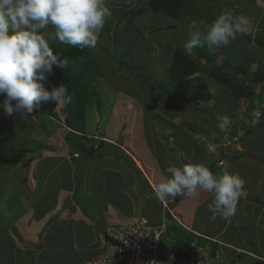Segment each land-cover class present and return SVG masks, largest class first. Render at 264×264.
<instances>
[{
    "label": "rangeland",
    "instance_id": "obj_1",
    "mask_svg": "<svg viewBox=\"0 0 264 264\" xmlns=\"http://www.w3.org/2000/svg\"><path fill=\"white\" fill-rule=\"evenodd\" d=\"M134 1L135 4L131 2L130 9L126 6V10L121 11L115 6L113 9L115 15L119 16L117 20L120 24L115 23L117 28H113L109 35L107 32L110 29H107L105 24L99 35L101 38H98L99 46L94 50L92 47L89 50L84 48L98 65L89 74H93L92 78L95 80L92 86L97 89L102 103L100 106L91 103L86 110L84 133L86 138L83 147L98 151L99 144L104 142L103 145H108L110 150H114L113 154L122 152L123 156H127L126 151H130L138 163L148 164L151 161L156 167L160 166L162 172H166L168 166L182 167L190 164L187 155L190 156L193 151H200L197 153L199 155L201 151L203 155L206 152L207 156H212L215 160H227L228 156L235 159L236 154L239 155L240 152L245 155L246 147L253 139L248 132L252 119L244 114L249 106L248 100H236L226 88L209 78L208 72L211 66L220 67L223 63L228 64V69L232 71V67L242 62L247 65L250 72L257 70L256 60L264 65V52L257 49L253 42L257 35L264 34V0H190L176 18L164 12L151 11L148 7L150 0ZM245 4L247 8L243 7ZM219 8L231 12L234 16L248 18L252 27V31L247 35L250 41L242 35L220 49L210 51L205 45L187 53L183 45L187 41L189 24L196 21L201 30H205V27L216 19L209 20L210 17H215ZM204 11H210L211 14L206 16ZM113 18L116 21L115 17ZM122 20L126 22L124 28H121ZM58 42L51 43L50 46ZM175 48H180L190 58H196L195 52L201 49L200 51L209 54L214 61L207 63L197 58L201 63L200 73L182 80L178 85H170L167 68ZM93 51L96 53L95 56H92ZM161 56L167 60L164 66L159 64V61H163ZM123 60L124 65L133 69H125L120 63ZM97 72H100V75L95 77ZM56 83L50 80L46 87L59 85L58 81ZM194 85H198L199 90L195 89ZM207 86H210V98L207 101L209 104L200 103L202 107L199 106V109L204 108L201 112L205 111L201 113L196 105L207 94L209 90ZM252 86L255 93H258L259 85ZM170 89L172 97L169 96ZM185 92H188L186 97L184 96L186 99H180ZM0 97L2 103L4 97ZM175 102L179 104L173 108L171 103ZM47 104L55 116L48 115L40 108L33 115L23 118L7 116L0 110V129L12 134L15 143L24 144L27 149L40 148L41 152L48 148V154L60 151L57 154L64 156L63 159L66 161L80 157L79 153L65 152V148L58 143L62 141L65 132H72L63 121V103ZM206 110L215 115V118L218 115H227L231 118L232 125L227 134L218 129L217 121L210 117ZM261 119H264V116H261ZM190 129L196 131L199 136H192ZM234 131L236 135L232 134ZM208 135L210 138L207 139ZM54 137H58L59 141H55ZM259 144L261 147L264 145L262 142ZM44 154L46 153L43 152ZM91 156L98 158L96 155ZM33 157L32 153L0 152V180L8 184L4 183L6 184L4 187H8L6 193L10 192L8 196L0 199V216L15 219L19 214L10 206L19 207L21 183H27L28 179L24 175L25 165L31 159H35ZM40 172L35 182L36 186L39 184ZM33 181L31 178L29 182ZM36 195H32V200L41 209L47 201ZM203 197L208 204L213 200L208 193H204ZM31 209L34 210V207ZM29 212L30 210L26 214ZM26 219L37 220L32 214ZM164 222L169 224V215L164 216ZM218 226L219 224H215L216 228ZM227 235L232 236L230 230L227 231ZM181 238L187 236L182 235ZM174 240L175 234L171 231L164 237L167 246H173ZM21 245L25 244L21 241ZM222 264L225 263L222 261Z\"/></svg>",
    "mask_w": 264,
    "mask_h": 264
},
{
    "label": "crops",
    "instance_id": "obj_2",
    "mask_svg": "<svg viewBox=\"0 0 264 264\" xmlns=\"http://www.w3.org/2000/svg\"><path fill=\"white\" fill-rule=\"evenodd\" d=\"M131 2L135 4L134 0H106L116 19L114 21L112 17L106 23L110 29L108 35L117 28L115 23L120 24L119 16L111 7H129ZM243 7L247 8V4ZM121 24V28L126 26L123 20ZM98 41L96 46H99ZM93 54L96 55L94 51ZM161 64L164 66L165 63ZM256 65L263 66L257 60ZM56 76L54 72L48 83L51 80L57 84ZM207 88L209 95L210 86ZM249 134L253 139L249 141L245 155L240 152L235 159L228 156L227 160L220 157L225 162L223 165H219L222 160H215L206 152L203 155L201 151L199 155L200 151H193L187 155L190 164L206 166L215 175H221L226 169L245 181L247 195L238 202L235 214L228 219L217 217L215 220L207 210L204 192L190 198L168 199L166 203L156 200L153 188L163 181L167 173L151 161L138 163L130 151H126L127 156L122 152L113 154L114 150L103 145L101 156L93 158L91 155L96 154L83 147L85 140L73 138L65 141L66 132L58 143L65 152L79 153L80 157L66 161L64 156L57 154L60 151L48 154L47 148L41 153L40 148L34 147L37 150L33 154L35 159L25 165L24 175L28 179L27 183H21L19 207L10 206L19 214L15 213L17 217L14 214L15 219L0 216V264H81L95 257L106 242L103 236L106 226L123 224L137 216L145 217L151 226H158L164 222L167 214L164 205L168 204L186 228L216 244L211 246L221 262L264 264V145L261 147L259 144H264V119H260ZM58 137L54 140L59 141ZM39 172V184L36 186ZM31 178L34 181L30 183ZM0 183L2 200L1 197L8 196L10 192L6 193L5 181L1 179ZM32 195L45 198L46 205L40 209ZM28 210L30 212L26 214ZM30 214L37 220L26 219ZM215 224H219L218 228ZM229 230L231 237L227 235ZM21 241L26 246H22Z\"/></svg>",
    "mask_w": 264,
    "mask_h": 264
},
{
    "label": "clouds",
    "instance_id": "obj_3",
    "mask_svg": "<svg viewBox=\"0 0 264 264\" xmlns=\"http://www.w3.org/2000/svg\"><path fill=\"white\" fill-rule=\"evenodd\" d=\"M118 9L122 11L126 7L122 5ZM112 16L106 0H0V96L4 97L0 110L7 116L23 118L33 115L41 104L71 103L72 97L65 84L46 87L49 77L54 75V67L64 70L68 66V60L62 58L58 51L54 52L50 44L59 41L81 49L95 47L101 31ZM49 28L52 30L45 31ZM251 31L247 17L234 16L225 11L205 30L192 21L183 47L187 53L205 45L213 51L228 46L238 36L248 35ZM251 115L252 126L260 123L262 113L259 109H254ZM216 120L218 129L227 134L232 125L231 118L218 115ZM224 163L221 161V165ZM165 171L167 175L163 181L153 188L155 199L166 203L168 199L190 198L198 192L212 194L213 200L207 205V210L213 220L232 217L240 199L247 195L245 181L226 169L221 175H215L201 164H185L182 167L168 166ZM164 206L166 215H169V224L162 222L158 226H166L165 236L169 231L173 232L169 226L174 222L184 230L187 238H191L185 243L176 233L174 245L165 244V247L178 248L196 241L210 258L217 257L211 239L192 233L175 217L169 204ZM139 217L147 221L142 216L136 218ZM147 225L158 227L148 222ZM203 238L207 240L206 243L202 242ZM104 239L106 242L97 255L81 264L97 259L108 243L105 236Z\"/></svg>",
    "mask_w": 264,
    "mask_h": 264
},
{
    "label": "trees",
    "instance_id": "obj_4",
    "mask_svg": "<svg viewBox=\"0 0 264 264\" xmlns=\"http://www.w3.org/2000/svg\"><path fill=\"white\" fill-rule=\"evenodd\" d=\"M187 0H151L149 2V8L153 12H164L166 15L176 18L180 16L181 12L186 5ZM224 9H218L215 17H210L209 20L213 21L214 18H217L222 12H225ZM229 12V11H228ZM211 14L210 11H204V14L208 16ZM248 41H250V37L247 35L244 36ZM254 45L257 49L264 52V34L257 35L253 39ZM55 48V51H58L62 58H66L68 60V66L64 69H58L54 67V72H56V80L59 84H65V87L68 90V94L71 95L72 101L68 104H63L62 117L64 124L67 128L71 129L72 132H68L65 136V141H68L73 138H77L79 140H85V136H81L79 134H84L86 132L85 125V114L86 110L91 103H95L100 106L102 101L101 97L98 96L97 89L92 86V83L95 79H93V74H89V72L94 71L97 68V62L92 60L87 51L81 49L79 46L73 47L70 45H65L61 43H56L52 45ZM198 49L195 52L196 58H190L186 53H184L180 48H175L172 53V58L167 68V77L170 81V85H178L182 80L200 73L201 63H199L198 59H203L205 62L210 63L213 62L214 59L209 55ZM164 51V50H163ZM162 51V52H163ZM164 63L167 62L166 57L161 56ZM122 66L124 65V60L120 61ZM161 65V61H159ZM228 64L223 63L220 67L211 66L210 71L208 72V77L214 80L219 86L226 88L232 96L236 100H248L249 106L247 107V111L245 114L253 118L251 113L254 109H259L264 116V65L258 67L256 71L250 72L247 65L245 63H239L237 66L232 67V71L228 69ZM125 69H133L123 66ZM63 71V72H62ZM100 75V72L95 73V77ZM76 76V77H74ZM71 78V79H70ZM259 85V92L255 93L254 87L252 85ZM195 89L199 90L200 87L198 85H194ZM171 87V86H170ZM172 88V87H171ZM170 95H173L172 90L170 89ZM182 95L180 99H186L185 95ZM185 96V97H184ZM172 97V96H171ZM205 97V98H204ZM196 105V108L200 105V103H204L208 105L210 96L208 94L204 95ZM1 100V97H0ZM173 108L177 107L179 103H171ZM40 110L44 111L50 116H55V114L48 108V104H41ZM200 112L204 110V108L199 109ZM208 115L215 118V115H212L209 111L206 110ZM201 113H205L201 112ZM215 121L216 118L214 119ZM251 123V120L250 122ZM254 126H250L248 128V132L252 133ZM193 135L199 136L196 131L190 129ZM202 131V130H200ZM207 131V130H206ZM208 132V131H207ZM233 135H236V132H232ZM15 137L0 129V152L3 153H22L34 154L36 149H27L24 147V144L15 143ZM206 138H210V136H206ZM214 139V137H212ZM213 139H209L210 141H214ZM18 145L19 147H16ZM103 143L101 142L98 146V151H93L92 148H87L86 150L91 154H96L97 157H100L102 154ZM169 229L173 231L174 234H179L180 239L184 240L185 243L191 240L188 238H181L182 235L185 236L184 230L177 226L174 222L170 224ZM203 243H206L207 240H203ZM179 243H176L178 246ZM216 244L213 243V246ZM214 250V249H213ZM215 251V250H214Z\"/></svg>",
    "mask_w": 264,
    "mask_h": 264
},
{
    "label": "built area",
    "instance_id": "obj_5",
    "mask_svg": "<svg viewBox=\"0 0 264 264\" xmlns=\"http://www.w3.org/2000/svg\"><path fill=\"white\" fill-rule=\"evenodd\" d=\"M166 226L150 227L144 218L109 225L104 229L108 243L101 254L86 264H220L210 258L196 241L181 247H165Z\"/></svg>",
    "mask_w": 264,
    "mask_h": 264
}]
</instances>
